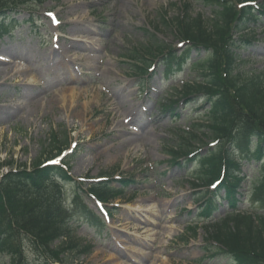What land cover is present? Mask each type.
Masks as SVG:
<instances>
[{
    "label": "rangeland",
    "instance_id": "rangeland-1",
    "mask_svg": "<svg viewBox=\"0 0 264 264\" xmlns=\"http://www.w3.org/2000/svg\"><path fill=\"white\" fill-rule=\"evenodd\" d=\"M186 2L192 16L210 19V8L197 0H59L18 11V27L9 35H0V66L9 61L15 67L8 82L0 81V118L4 112L26 107L33 93L39 98L29 117L18 113L0 119V177L21 167L29 171L35 161L49 158L53 133L68 137L64 154L70 156L74 180L131 178L137 182L107 202L104 210L109 215L84 196L83 204L103 221L104 228L97 230L85 222L74 225L73 237L91 248L82 254H67L64 264H231L206 241L203 227L207 223L200 217L199 206L207 190L193 185L195 165H172L166 150L178 149L188 134H196L195 125L205 124L201 99L184 98L186 86L202 82L191 64L205 56L192 53L191 60L170 75L161 59L155 62L151 76L138 77L130 71L132 63L136 64L130 61V53L148 45L145 31L155 34L159 44L174 48L176 54L185 51L170 26L178 15L175 6ZM163 19L168 28L161 23ZM252 28L253 42L237 51V71L245 77L264 74V16ZM68 37L96 44L92 52L96 59L88 54L75 59L73 65L70 61L67 71L57 66L53 52ZM172 99L177 101L174 113L163 107ZM61 105L67 106L65 111ZM113 105L119 113L134 112L136 121L128 130L139 131L138 140L121 127L114 130L122 117L114 119ZM190 143L192 148L199 147L195 141ZM237 157L247 177L240 188L239 209L259 213L260 206L248 195L260 178V163L244 155ZM89 184H83L82 190ZM111 186L118 188L115 183ZM71 188L65 187L68 208L74 200ZM222 195L223 191L209 223L229 213ZM190 228H198L196 235ZM29 247L25 241L27 264H51ZM7 262L0 258V264Z\"/></svg>",
    "mask_w": 264,
    "mask_h": 264
},
{
    "label": "trees",
    "instance_id": "trees-1",
    "mask_svg": "<svg viewBox=\"0 0 264 264\" xmlns=\"http://www.w3.org/2000/svg\"><path fill=\"white\" fill-rule=\"evenodd\" d=\"M47 1L59 0H0V35H9L18 27V11ZM197 1L210 8V19L201 14L192 16L186 2L175 6L178 15L170 26L175 39L185 44V51L176 54L174 48L159 44L155 34L145 31L148 45L130 53V61L136 62L130 71L147 76L151 64L162 59L170 74L174 68L181 70L192 53L205 56L191 64L202 82L186 86L184 93L188 101L201 99L206 109L205 124L195 125L196 134H188L178 149L166 150L172 165H195V187L213 189L206 191L199 212L207 223L203 227L206 241L217 247L216 255L227 256L231 264H264V74L245 77L237 71V51L253 42L250 30L264 16V0ZM161 23L166 26L164 19ZM176 104L172 99L163 107L174 113ZM190 141L199 147L192 148ZM67 145V135L62 139L52 133L49 158L35 161L29 171L21 167L0 177V258L8 260L7 264H27L25 241H29L31 251L51 264H64L69 253L88 251L91 247L81 246V240L73 237V226L84 222L97 230L104 226L83 204V197L106 206L109 200L121 197L125 189L136 186L131 178L74 180L68 165L70 156L62 157L57 165L48 164L66 152ZM204 147L207 150L202 154ZM239 155L260 163V178L248 195L260 206L259 213L239 209L240 188L247 179L241 172ZM87 182L90 184L84 191L82 186ZM67 186L73 191L72 208L64 203ZM221 191L229 213L219 222L209 223L218 209ZM190 229L196 235L198 228Z\"/></svg>",
    "mask_w": 264,
    "mask_h": 264
},
{
    "label": "bare ground",
    "instance_id": "bare-ground-1",
    "mask_svg": "<svg viewBox=\"0 0 264 264\" xmlns=\"http://www.w3.org/2000/svg\"><path fill=\"white\" fill-rule=\"evenodd\" d=\"M94 45L96 44H87V43H83L78 41L77 39H74L72 37H68V38H63L62 39V48L59 49H55V51L53 52V60L55 61V64L57 66H65L64 70L67 71L68 69H70L69 65H73L74 64V60L75 59H81L84 57H88V54H91L90 59H96V56L93 55V50H94ZM9 57H11L10 55H7ZM71 61V64L68 62ZM4 64L2 65L3 67L0 66V81L2 80L1 84H5L6 82H8L9 77L11 76V74L13 73L15 67H11L10 66V62L9 61H5L3 62ZM21 74H23L24 76L26 75L25 72H21ZM26 78H30L29 76H26ZM33 83H35L34 81H32ZM0 84V85H1ZM31 86L36 87V85L31 84ZM38 91V90H37ZM28 97V96H27ZM39 98H38V94L37 93H33L31 96H29V98H27V102H26V107L21 108V109H15L12 112H4L2 117L0 119H4V118H10L12 116H16L18 115V113H22L23 115H21V117L23 116H30L34 113V110L36 109L37 104L39 103ZM119 105V104H117ZM114 108L112 110L113 113V117L114 119L117 117L119 118L120 116L122 117L121 120H119L116 124H115V131H118L117 128L121 127V129H123L124 131H127L125 134H130L132 135V138H134L135 140H138V137H141V133H139V131H137L136 129L132 130L131 132L128 130L130 129L129 126L133 123H135L136 119H135V115L134 112H132V110H125V112L123 113H119L117 110V107L115 105H113ZM67 108V106H63L61 105V109L63 111H65ZM119 108V107H118Z\"/></svg>",
    "mask_w": 264,
    "mask_h": 264
},
{
    "label": "snow or ice",
    "instance_id": "snow-or-ice-1",
    "mask_svg": "<svg viewBox=\"0 0 264 264\" xmlns=\"http://www.w3.org/2000/svg\"><path fill=\"white\" fill-rule=\"evenodd\" d=\"M49 15H51V14H49ZM58 23V22H57Z\"/></svg>",
    "mask_w": 264,
    "mask_h": 264
}]
</instances>
